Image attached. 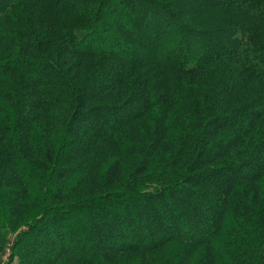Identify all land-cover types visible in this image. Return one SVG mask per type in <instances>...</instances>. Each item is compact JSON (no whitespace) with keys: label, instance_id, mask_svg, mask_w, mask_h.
<instances>
[{"label":"trees","instance_id":"obj_1","mask_svg":"<svg viewBox=\"0 0 264 264\" xmlns=\"http://www.w3.org/2000/svg\"><path fill=\"white\" fill-rule=\"evenodd\" d=\"M22 227L19 264H264V0H0Z\"/></svg>","mask_w":264,"mask_h":264},{"label":"rangeland","instance_id":"obj_2","mask_svg":"<svg viewBox=\"0 0 264 264\" xmlns=\"http://www.w3.org/2000/svg\"><path fill=\"white\" fill-rule=\"evenodd\" d=\"M105 220L107 217H104ZM25 227H22L19 231L17 232H9L7 235V245L6 248L1 252L0 254V264H19V258L15 257L12 260V254H13V248L15 246V242L18 238V235L21 231H23Z\"/></svg>","mask_w":264,"mask_h":264}]
</instances>
